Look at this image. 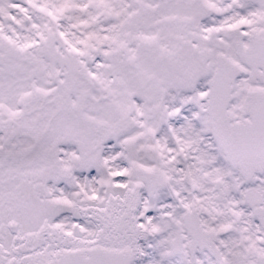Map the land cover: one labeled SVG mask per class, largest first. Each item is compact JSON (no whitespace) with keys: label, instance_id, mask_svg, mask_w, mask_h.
<instances>
[{"label":"snow or ice","instance_id":"snow-or-ice-1","mask_svg":"<svg viewBox=\"0 0 264 264\" xmlns=\"http://www.w3.org/2000/svg\"><path fill=\"white\" fill-rule=\"evenodd\" d=\"M0 264H264V0H0Z\"/></svg>","mask_w":264,"mask_h":264}]
</instances>
